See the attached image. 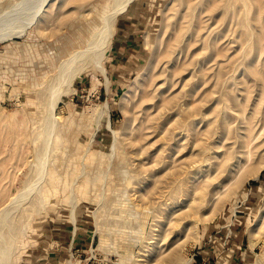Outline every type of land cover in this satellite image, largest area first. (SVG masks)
I'll use <instances>...</instances> for the list:
<instances>
[{
	"label": "rangeland",
	"instance_id": "1",
	"mask_svg": "<svg viewBox=\"0 0 264 264\" xmlns=\"http://www.w3.org/2000/svg\"><path fill=\"white\" fill-rule=\"evenodd\" d=\"M114 2L0 42V209L38 181L8 264H264V0L132 1L49 135L42 89Z\"/></svg>",
	"mask_w": 264,
	"mask_h": 264
},
{
	"label": "bare ground",
	"instance_id": "2",
	"mask_svg": "<svg viewBox=\"0 0 264 264\" xmlns=\"http://www.w3.org/2000/svg\"><path fill=\"white\" fill-rule=\"evenodd\" d=\"M68 1L17 0L0 12V42L22 37L32 26L41 30L45 22L51 18L52 11H58ZM132 1L134 0H115L113 7L103 14L99 26L90 33L85 46L71 51L59 61L54 75L42 89L47 134L50 135L51 129H53L56 104L63 96H68L73 89L74 81L85 72L105 73L103 64L105 52L112 38L115 19L127 9ZM142 99L145 101L144 103L150 100V92L146 87L142 90ZM43 155L45 157L46 149ZM45 163L46 159H43L41 165L45 166ZM40 172H43V168ZM37 182L32 181L25 187L23 186L11 201L0 209V264H8V254L6 253L8 248H5L6 242L3 234V227L8 226L11 220H7V217L19 208L25 198L32 193Z\"/></svg>",
	"mask_w": 264,
	"mask_h": 264
},
{
	"label": "crops",
	"instance_id": "3",
	"mask_svg": "<svg viewBox=\"0 0 264 264\" xmlns=\"http://www.w3.org/2000/svg\"><path fill=\"white\" fill-rule=\"evenodd\" d=\"M121 49V48H120Z\"/></svg>",
	"mask_w": 264,
	"mask_h": 264
}]
</instances>
